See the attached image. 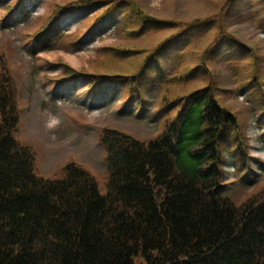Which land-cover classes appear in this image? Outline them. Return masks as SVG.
Masks as SVG:
<instances>
[{"label":"trees","instance_id":"obj_1","mask_svg":"<svg viewBox=\"0 0 264 264\" xmlns=\"http://www.w3.org/2000/svg\"><path fill=\"white\" fill-rule=\"evenodd\" d=\"M243 1L221 0L211 15L180 21L150 15L135 0H71L55 3L30 35L29 41L40 43L43 50L51 48L54 36L48 32L56 20L90 10L94 13L86 19V32L115 14L117 30L129 38L170 31L149 51L106 47V55L114 60L144 54L134 71H108L100 56L92 71L60 61L51 79L57 83L80 77L87 82L88 94L104 83L112 91L119 86L121 105L129 106L134 99L137 111L146 101L144 90L154 83L160 86L154 108L160 117L158 131L151 137L100 129L104 193L96 175L75 161L59 169V178L37 173L33 150L14 136L20 120L17 87L0 53V264H264V188L239 202L223 194L229 184L223 170L225 148L245 175L252 157L244 124L222 103V89L207 63L217 56L223 38L233 51L252 57L249 77L229 92L249 89L257 109L263 106L254 51L226 28L227 17L246 8ZM259 2L264 27V0ZM13 5L7 6V14ZM215 27L223 29L196 63L180 73L191 38ZM64 39L79 45L81 36L75 32ZM172 58L179 67L168 75L164 64Z\"/></svg>","mask_w":264,"mask_h":264},{"label":"rangeland","instance_id":"obj_2","mask_svg":"<svg viewBox=\"0 0 264 264\" xmlns=\"http://www.w3.org/2000/svg\"><path fill=\"white\" fill-rule=\"evenodd\" d=\"M15 1L18 0H0V53H3L4 60L13 73L20 111L19 126L14 136L34 151L35 168L39 175L49 179L59 178L58 170L71 159L96 174L98 189L100 193H104L106 164L98 140L100 129L108 126L139 138L151 137L158 131L160 117L154 114V108L160 95V86L154 83L144 90L146 101L142 110L137 111L133 99L126 111V104L120 106L122 91L119 86L112 91L111 85L104 83L97 91L86 94L87 83L80 77L63 80L58 84L49 79L59 72L60 61L74 69L92 71L95 69L93 62L100 56L108 71L116 70V67L120 72L134 71L144 54L132 59L114 60L106 55V47L138 46L149 51L165 39L170 31L129 38L115 28L117 14L105 20L93 33H83L87 27L85 19L93 11L75 12L57 20L55 30L48 32L50 36L57 35V39L52 40L51 48L43 50L40 44L29 41L30 35L40 28L42 20L48 16L55 3L62 4L71 0H23L20 10L4 17V7ZM135 1L150 15L180 21L211 15L217 11L221 2ZM243 3L246 4L243 12L227 17L226 28L234 34L237 41L253 49L262 77L260 91L264 93V27L260 21L261 5L259 0H244ZM224 23L225 20H222L221 24ZM222 29L215 27L206 34L191 38L184 48L180 73L186 72L196 63ZM75 32L81 36L79 45H71L69 40L64 39V36ZM230 45L231 42L223 38L217 56L210 58L207 63L212 70L213 80L222 89L219 94L222 96V103L244 124L245 132L248 133L246 150L261 157L252 160L251 171L243 175L245 171L236 169V160L230 155V150H224L225 166L233 165L234 170L226 173L225 178L230 182L223 194L239 202L248 192L264 188V116L261 115L264 114V104L257 109V101L249 89L229 92L237 89L243 79L249 77L253 63L252 57L246 56L243 51L242 54L233 51ZM228 56H237L239 60L229 63ZM164 67L168 75H173L179 66L172 58ZM260 99L264 101L263 98ZM257 127L260 129L259 134Z\"/></svg>","mask_w":264,"mask_h":264},{"label":"bare ground","instance_id":"obj_3","mask_svg":"<svg viewBox=\"0 0 264 264\" xmlns=\"http://www.w3.org/2000/svg\"><path fill=\"white\" fill-rule=\"evenodd\" d=\"M52 125V124H51ZM51 128V127H50Z\"/></svg>","mask_w":264,"mask_h":264}]
</instances>
